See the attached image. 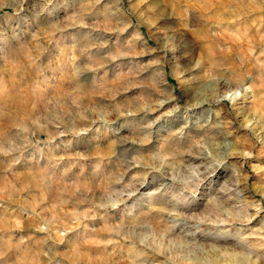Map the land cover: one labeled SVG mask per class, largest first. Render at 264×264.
I'll use <instances>...</instances> for the list:
<instances>
[{"label":"rangeland","instance_id":"rangeland-1","mask_svg":"<svg viewBox=\"0 0 264 264\" xmlns=\"http://www.w3.org/2000/svg\"><path fill=\"white\" fill-rule=\"evenodd\" d=\"M0 264H264V0H0Z\"/></svg>","mask_w":264,"mask_h":264}]
</instances>
